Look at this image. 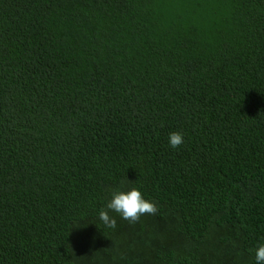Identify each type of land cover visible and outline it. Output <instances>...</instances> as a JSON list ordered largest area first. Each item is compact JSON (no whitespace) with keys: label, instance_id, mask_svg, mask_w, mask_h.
Listing matches in <instances>:
<instances>
[{"label":"trees","instance_id":"16d2710c","mask_svg":"<svg viewBox=\"0 0 264 264\" xmlns=\"http://www.w3.org/2000/svg\"><path fill=\"white\" fill-rule=\"evenodd\" d=\"M133 187L157 213L108 228ZM260 244L264 0H0V264H257Z\"/></svg>","mask_w":264,"mask_h":264},{"label":"clouds","instance_id":"9594fccd","mask_svg":"<svg viewBox=\"0 0 264 264\" xmlns=\"http://www.w3.org/2000/svg\"><path fill=\"white\" fill-rule=\"evenodd\" d=\"M184 143L183 134L172 132L169 134V145L176 149ZM106 209L99 212V219L108 228L115 229L116 220L109 215V211H114L123 219L134 224L137 223L143 215H155L158 208L154 202L146 200L136 187L128 191L113 190L111 199L107 203ZM255 260L257 264H264V244H260L255 251Z\"/></svg>","mask_w":264,"mask_h":264}]
</instances>
